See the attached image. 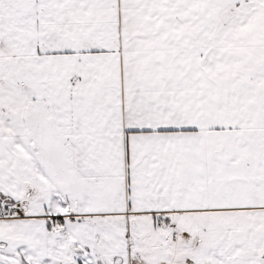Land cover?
Here are the masks:
<instances>
[{
	"label": "snow or ice",
	"instance_id": "obj_1",
	"mask_svg": "<svg viewBox=\"0 0 264 264\" xmlns=\"http://www.w3.org/2000/svg\"><path fill=\"white\" fill-rule=\"evenodd\" d=\"M0 264H264V0H0Z\"/></svg>",
	"mask_w": 264,
	"mask_h": 264
}]
</instances>
